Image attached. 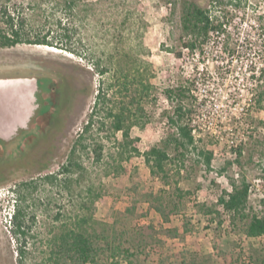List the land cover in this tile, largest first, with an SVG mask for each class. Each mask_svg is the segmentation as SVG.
<instances>
[{
	"label": "rangeland",
	"instance_id": "rangeland-1",
	"mask_svg": "<svg viewBox=\"0 0 264 264\" xmlns=\"http://www.w3.org/2000/svg\"><path fill=\"white\" fill-rule=\"evenodd\" d=\"M196 1L214 13L229 12L233 21L225 34L213 33L200 49L191 51L184 45L187 39L181 38V0H79L73 9L67 0H0V9L8 4L24 19L29 14L28 22H36L56 41L64 38L59 22L75 26L83 41L76 54L27 43L0 47V78L37 77L49 87L45 93L49 115L33 117L34 112L27 127L5 140V154L0 157V264H51L53 239L64 224L85 214L112 222L136 200L135 222L152 245L150 254L135 264H160L161 254L185 249L212 254L214 264H256L249 255L252 248L264 247V236L250 238L231 227L227 213L220 225V217L199 211L197 204H215L223 190H231L232 181L245 179L250 184V205L256 211L262 208L264 0ZM120 67L130 74L133 91L143 87L139 80L150 84L141 103L144 112L133 107L141 125L131 136L136 137L134 145L141 155L124 159L117 172L122 134L115 136L108 126L95 128L87 143L104 144L100 161L92 151L84 153V169L71 174L68 187L61 180L69 176L65 172L59 174L62 182L40 178L61 170L96 106L98 90L110 87ZM178 82L193 89L196 141L184 155L171 152L169 184L152 174L142 154L174 130L168 115L175 103L165 90ZM113 90L109 98H115ZM117 96L119 100L121 95ZM111 105L100 103L99 108L105 112ZM201 150L214 152L210 168ZM32 178L35 187L21 201L27 231L16 236L10 222L15 199L20 202L15 188ZM176 185L192 193L170 222L140 199L149 191L172 190ZM89 188L102 192L94 204ZM216 208L224 212L221 205ZM172 228H178L176 235L168 231Z\"/></svg>",
	"mask_w": 264,
	"mask_h": 264
},
{
	"label": "trees",
	"instance_id": "trees-1",
	"mask_svg": "<svg viewBox=\"0 0 264 264\" xmlns=\"http://www.w3.org/2000/svg\"><path fill=\"white\" fill-rule=\"evenodd\" d=\"M213 1L223 4V0ZM78 2L79 0H67L71 9L78 5ZM28 17L32 19L29 14H27L26 19L22 18L19 12L15 8H10L8 4L0 9V47L27 43L49 45L71 53H79L78 45L83 41L81 38H77L75 26H63L62 22H59L60 27L64 29V38H61V42H59L50 36V32L43 33L36 22L31 20L28 22ZM180 18L183 32L181 38L187 39L184 41V45L191 51L200 49L213 33L225 34L233 21V16L229 17V12H225L223 15L214 13L210 8L202 6L196 0H181ZM177 55L181 58V52H178ZM101 73H104V70H101ZM113 77L114 81L110 87L108 86L102 92L98 90L96 106L86 119L82 132L74 139L68 159L62 164L61 170L47 173L40 178L50 182L63 181L64 186L68 187L67 182L70 181L71 174L78 169H84L82 162L84 153L88 154L89 151H92L94 153L93 158L100 161L103 157L104 144L100 142L94 146L87 143V139L93 136L92 132L95 128L101 131L108 126L115 136L119 132L122 134V140L119 141L121 148L118 152L120 158L115 166L117 172L122 169L121 162L124 159L131 158L135 154L141 155V150L134 145L136 137L131 136L133 128L141 125L140 118L135 116L137 114L133 112V107H137L138 112H144L141 103L148 95L146 91L150 89V84L144 85L143 81L139 80L143 87L133 91L130 74L126 73L123 67L117 69ZM39 86L49 89L42 80H39ZM111 89H115L111 93L113 97L116 98L117 95H121L119 100L118 98H116L117 101L114 100L115 98H109V90ZM192 93L193 89L187 86L185 82H178L166 88L167 99L175 103L173 114L168 115V121L174 130L162 137L160 143L151 146L142 154L152 174L165 179V182L169 184L167 166L174 161L171 152L184 155L185 150L195 145L196 136L192 125L195 105ZM108 102L113 103V105L108 106L106 111L102 112L99 108L100 103ZM47 115H49V111ZM5 144L6 141L0 138V157L5 154ZM200 153L204 155L205 164L210 168L214 152L201 150ZM238 153L239 155L242 154L241 148H238ZM62 172L68 173L69 176L64 180L61 179V181L59 174ZM34 182V178L22 181L15 188L16 196L20 202L15 199L17 204H14L10 222L16 236L26 234V213L21 201H25L27 193L35 187ZM231 187L230 191L223 190L218 195L215 204L198 203L199 211L211 217H220V225L224 224V216L227 213L231 227L238 228L240 232L250 238L263 237L264 196L261 199V210L256 211L250 205V184L245 179L239 183L232 181ZM88 192L93 194L92 204L102 197V192H94L93 188H89ZM191 193V190H184L176 185L172 190L162 188L157 192L149 191L142 194L140 199L148 201L165 222H170L174 214L182 212L186 205L185 200ZM137 205L138 201L136 200L126 208L125 214L119 215L112 222H104L93 218V214H85L75 222L64 224L53 239L50 251L51 264H135L142 255L150 254L152 242L135 222ZM216 205H221L224 212L216 208ZM186 229L189 231L188 226ZM168 231L170 234L176 235L178 228H172ZM227 259L228 255L225 256V262ZM249 259L252 263L264 264V247L252 248ZM160 264H214V257L212 254L185 249L177 254H161Z\"/></svg>",
	"mask_w": 264,
	"mask_h": 264
},
{
	"label": "water",
	"instance_id": "water-1",
	"mask_svg": "<svg viewBox=\"0 0 264 264\" xmlns=\"http://www.w3.org/2000/svg\"><path fill=\"white\" fill-rule=\"evenodd\" d=\"M37 77L0 78V138L11 139L28 126L37 108Z\"/></svg>",
	"mask_w": 264,
	"mask_h": 264
},
{
	"label": "flooded vegetation",
	"instance_id": "flooded-vegetation-1",
	"mask_svg": "<svg viewBox=\"0 0 264 264\" xmlns=\"http://www.w3.org/2000/svg\"><path fill=\"white\" fill-rule=\"evenodd\" d=\"M46 92H47V89H45L42 86L41 87L39 86V90L37 91L38 107H37L33 117H37V116L44 117V116H47V113L49 111V105H48L49 97H46V94H45ZM42 99H43V101H42Z\"/></svg>",
	"mask_w": 264,
	"mask_h": 264
},
{
	"label": "bare ground",
	"instance_id": "bare-ground-1",
	"mask_svg": "<svg viewBox=\"0 0 264 264\" xmlns=\"http://www.w3.org/2000/svg\"><path fill=\"white\" fill-rule=\"evenodd\" d=\"M46 47L51 48L53 50H57V48H55V47H51V46H47V45H46Z\"/></svg>",
	"mask_w": 264,
	"mask_h": 264
},
{
	"label": "built area",
	"instance_id": "built-area-1",
	"mask_svg": "<svg viewBox=\"0 0 264 264\" xmlns=\"http://www.w3.org/2000/svg\"><path fill=\"white\" fill-rule=\"evenodd\" d=\"M240 109H241V108H240ZM193 132H194V134H195V132H196V127H194Z\"/></svg>",
	"mask_w": 264,
	"mask_h": 264
}]
</instances>
